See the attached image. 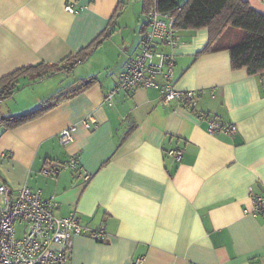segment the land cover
<instances>
[{"label":"crops","instance_id":"crops-1","mask_svg":"<svg viewBox=\"0 0 264 264\" xmlns=\"http://www.w3.org/2000/svg\"><path fill=\"white\" fill-rule=\"evenodd\" d=\"M245 1L264 14V0ZM75 2L79 10L67 12ZM125 8L124 0H0V80L25 67L60 64L111 33L71 72L62 68L39 82L22 77L19 90L0 103V179L14 192L25 185L41 190L59 204V217L74 213L87 227L105 226L104 241L75 237L71 264H135L139 257L142 264H264V219L244 214L249 188L264 186V75L233 69L226 50L198 56L208 29L178 31L176 86L193 92L195 105H164L148 89L106 102L147 30L142 3L145 21L124 50L128 36L122 45L118 38ZM87 67L91 72L72 78ZM87 79L93 84L80 90ZM55 97L58 105L42 116L8 130L2 125ZM206 114L238 132L209 134ZM88 118L95 129L81 124ZM74 125L73 141L61 145L59 133ZM176 149L183 150L179 163L168 156ZM72 157L89 182L70 168L56 178L42 175L46 165Z\"/></svg>","mask_w":264,"mask_h":264},{"label":"built area","instance_id":"built-area-1","mask_svg":"<svg viewBox=\"0 0 264 264\" xmlns=\"http://www.w3.org/2000/svg\"><path fill=\"white\" fill-rule=\"evenodd\" d=\"M65 9L73 14L79 10V4L68 3ZM179 44L174 16L158 11L155 6L148 15L147 30L138 52L127 60L118 83L107 93L105 101L111 102L121 92L131 95L140 89H148L157 91L164 105L173 102L195 105V94L183 92L176 86L175 51ZM202 119L211 135L231 136L238 132L235 124L218 117L206 114ZM81 124L87 130L98 126L91 118ZM75 130L74 125L59 133L61 145L73 141ZM168 156L179 163L183 150H170ZM64 168L73 169L77 180H91V175L82 169L77 157L60 165L48 164L41 173L56 178ZM248 196L251 205L244 209V214L264 219V186L261 190L250 187ZM58 207L56 201L45 199L41 190L25 185L14 192L0 179V264H71L75 237L88 236L100 241L108 237L105 226L87 227L74 213L67 217L57 216ZM144 260L145 257H139L135 264H142Z\"/></svg>","mask_w":264,"mask_h":264},{"label":"trees","instance_id":"trees-1","mask_svg":"<svg viewBox=\"0 0 264 264\" xmlns=\"http://www.w3.org/2000/svg\"><path fill=\"white\" fill-rule=\"evenodd\" d=\"M143 13L147 16L156 6L158 11L171 13L175 18L177 31L208 29L209 42L198 55L229 51L232 68H246L253 75H264V14L251 8L245 0H187L184 5L179 0H142ZM120 6L110 22L121 12ZM111 33L103 32L88 48L80 51L60 64H39L19 69L0 80V100L7 101L18 90L19 80L28 77L32 81H42L59 70L71 72L77 64L83 63L92 52L100 46ZM64 67H61L63 66ZM93 79H87L80 90L93 84ZM79 90L72 94L78 93ZM71 97V96H70ZM70 97H66L68 99ZM53 104L46 105L33 112L11 116L2 120L5 128L12 129L23 123L32 121L59 103L57 97L52 98Z\"/></svg>","mask_w":264,"mask_h":264},{"label":"rangeland","instance_id":"rangeland-1","mask_svg":"<svg viewBox=\"0 0 264 264\" xmlns=\"http://www.w3.org/2000/svg\"><path fill=\"white\" fill-rule=\"evenodd\" d=\"M126 4V8L123 11V14L120 16L121 18V31H122V39L118 38V41L120 45L123 43V39L128 36V39H125V43L122 45V48L124 47V50L127 48V41L130 43L136 42L138 39V32L137 29L140 24H142L145 21V16L142 15L141 9H142V2L141 0H124ZM121 35V34H117ZM126 47V48H125ZM85 70H79L76 73H74L72 78L75 77L81 78L87 74L86 72H91L89 68H86ZM54 85V84H53Z\"/></svg>","mask_w":264,"mask_h":264}]
</instances>
